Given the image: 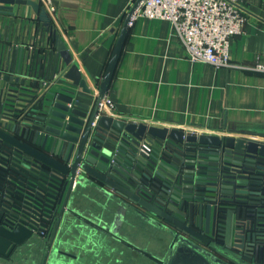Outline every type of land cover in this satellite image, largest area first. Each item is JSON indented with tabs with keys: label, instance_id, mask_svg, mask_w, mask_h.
Here are the masks:
<instances>
[{
	"label": "water",
	"instance_id": "1",
	"mask_svg": "<svg viewBox=\"0 0 264 264\" xmlns=\"http://www.w3.org/2000/svg\"><path fill=\"white\" fill-rule=\"evenodd\" d=\"M12 4L30 6L42 20L71 84L40 96L17 78H2L0 264H16L26 250L41 252L40 264H76L59 230L83 181L169 227L171 254L156 264H264V141L107 114L100 101L128 18L95 93L38 2L0 0V7ZM147 140L150 153L142 149Z\"/></svg>",
	"mask_w": 264,
	"mask_h": 264
},
{
	"label": "crops",
	"instance_id": "2",
	"mask_svg": "<svg viewBox=\"0 0 264 264\" xmlns=\"http://www.w3.org/2000/svg\"><path fill=\"white\" fill-rule=\"evenodd\" d=\"M52 1L56 34L96 93L130 0ZM23 7L33 12L30 6ZM240 8L247 22L242 33L230 37L231 66L190 61L170 21L138 17L127 27L106 94L114 106L106 113L191 133L264 141V73L250 68L257 58L264 60V0H244ZM70 84L61 75L50 90L58 92ZM69 207L59 230L69 253L67 260L156 264L171 254L168 226L156 217L148 218L140 207L102 192L92 182L74 186ZM32 258L33 264H40L43 254L26 250L15 262L28 264Z\"/></svg>",
	"mask_w": 264,
	"mask_h": 264
},
{
	"label": "built area",
	"instance_id": "3",
	"mask_svg": "<svg viewBox=\"0 0 264 264\" xmlns=\"http://www.w3.org/2000/svg\"><path fill=\"white\" fill-rule=\"evenodd\" d=\"M35 1L48 15L56 33L52 23L55 14L53 1ZM243 1L130 0L124 16L128 18V26L142 16L167 19L187 59L216 67L231 66L230 37L242 33L247 22L240 8ZM65 65L53 35L37 14L28 13L23 4L0 7V85L4 83V75L12 80L17 78L28 90L43 96L61 75H65ZM250 68L264 73V60L257 58ZM113 106L107 95L100 101V109L104 112L112 111ZM152 148L151 141L143 143L145 153H150Z\"/></svg>",
	"mask_w": 264,
	"mask_h": 264
}]
</instances>
